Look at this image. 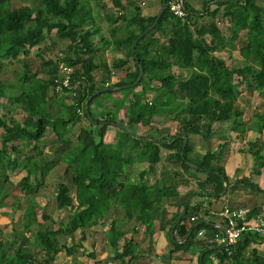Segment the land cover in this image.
I'll return each mask as SVG.
<instances>
[{"label": "trees", "instance_id": "1", "mask_svg": "<svg viewBox=\"0 0 264 264\" xmlns=\"http://www.w3.org/2000/svg\"><path fill=\"white\" fill-rule=\"evenodd\" d=\"M21 1L18 4L16 0H0V71L10 60H19L22 65L17 80L0 81V107L2 99L8 97L25 113L22 121H7L6 115L0 113V128L4 129L0 144V208L19 203L10 197L8 189L9 170L19 167L26 169L20 184L28 200L26 210L40 207L37 189L58 164V159L47 160L40 153L48 129L58 142L67 145L60 160L71 170L75 189L60 181L52 194L55 208L68 211L65 219L42 212V220L21 228L12 225L8 235L0 222V264H57L59 252L69 256L85 248L93 227L104 222L112 208L126 213L122 219H113L106 232L112 259L120 264H151L148 252L135 253L134 232L144 226L149 237L146 249L153 250L156 221L162 217L164 202L180 195L181 187L195 181L199 190L219 200L225 183H242L264 197V186L251 176L260 178L264 168V106H255L252 118L246 119L244 107L237 104L240 81L248 93L264 96L262 0H203L202 7L194 0H185V16L172 14L167 5L157 22L163 0L156 2L155 13L145 11L142 0ZM91 1L102 7L110 1L115 8L105 14L107 23L113 26H109L112 36L116 37L120 28L125 29V34L114 38L113 44L124 54L113 59L111 65L103 58L97 60L99 51L112 42L101 34L103 27L94 24ZM155 22L139 39L133 53L138 36ZM65 40L67 43L56 52V58L39 55L47 77L33 70L32 48L48 43L47 49L55 52L57 44ZM236 41L240 56L228 63L220 52L233 51ZM61 64L74 69L69 85L63 84ZM113 69L125 70V77L109 84ZM141 69L144 72L139 78ZM140 85L142 91H136ZM108 86L127 88L131 95L132 101L121 105L125 112L121 119L114 118L112 111L99 117L92 112L93 101L104 90L93 93ZM155 116L177 121V131L166 138L158 136L160 129L153 124ZM82 122L85 124L73 132V127ZM224 122H229L230 132L259 133L248 140L247 149L240 148L241 153L253 158L250 175L231 177L227 173L222 159L232 141L226 136L209 151L196 150L189 143L184 146L183 136L169 142L179 134L212 138ZM112 124L116 142L106 141ZM140 126L153 131L141 133ZM15 140L24 146L9 145ZM29 147L38 155L28 153ZM194 170L205 175H197ZM185 206L186 201L166 220L172 230L178 227L175 223ZM209 209L203 202H189L181 222L198 216L190 227H179L178 233L187 238L185 243L180 244L169 235L174 244L172 252L198 253L199 264H264L263 234L245 232L228 246L199 237L198 231L203 227L219 229L201 217L209 214ZM261 213L264 214V200L250 210L249 216ZM126 222L131 223L127 229L132 232L129 238H125L127 230L122 228ZM92 245L97 247L94 240ZM192 246L195 248L190 250ZM96 252L94 248L89 254L94 256Z\"/></svg>", "mask_w": 264, "mask_h": 264}, {"label": "rangeland", "instance_id": "2", "mask_svg": "<svg viewBox=\"0 0 264 264\" xmlns=\"http://www.w3.org/2000/svg\"><path fill=\"white\" fill-rule=\"evenodd\" d=\"M144 1H145L144 4L142 2L143 6H144V10L148 11L149 9L154 7V1H156V0H144ZM158 1L159 0H157L156 2H158ZM194 1L196 2V5L198 7L203 6V0H194ZM16 2L19 4L22 1L16 0ZM262 2L264 3V0H262ZM91 4L93 6V13L96 16V19H95L96 22L94 24L98 25V26L101 25L103 27V29L105 28L106 30L104 32H101V34L104 35L105 37L110 38L109 40L114 44V40H115L114 38L117 39L118 37H122L125 34L124 28L119 29L118 33L116 34V37L109 36V34H108L109 25L106 22L107 19L105 17V14L109 11L113 12L115 8H113L111 6L110 1H108V3L106 4L105 7H102L98 3L96 4L94 1H91ZM223 29H224V31H228L226 27H224ZM97 38L98 37L96 36V39ZM65 43H67L66 40L58 43L57 46L55 47V52H51L50 50L47 49L48 43H42L41 45L35 46L34 48H32L30 58H32L33 70L39 71L41 76L47 77V74L43 71V69H45V68L41 64L42 61H41V58L39 57V55H42L44 57L50 56V57L56 58V56H57L56 52L59 51V48H63ZM235 45L236 46L233 49V51L226 49V50H223L222 52H220V54L225 59H227L228 63H232L233 60L236 61L240 56L239 50H238L239 46H240L239 42L236 41ZM113 46H111V47L113 48ZM230 54H232V56H230ZM116 55L119 56L121 54H119L117 51ZM20 57H23V53L20 55ZM113 59H115V58H113ZM97 60L100 61L99 58H97ZM109 60L111 62L113 61L111 59H109ZM110 61H108V62H110ZM111 62H110V64H111ZM131 65H133L132 62H131ZM21 67H22V65H21V62L19 60L15 59L13 61H11V60L7 61L5 63V68L0 71V81L7 80V79L12 80V81L17 80V72L20 70ZM123 71H125V70H123ZM97 73L101 74L98 71H97ZM115 75H117V76H115L116 78H120L118 76V74H115ZM239 79L240 78H238V80ZM237 84L239 85L238 94H237V104H238V106L240 105V106L244 107L245 118L251 119L253 116V111L255 109V106H257L259 104H262V106H264V96H257L252 91H250L252 93H248V91L245 90L244 82L240 81V82H237ZM140 86L138 88H136V91L138 89H141V91H142V85H140ZM16 91H20V89L17 88ZM116 92L120 93L122 96L121 97L116 96ZM2 100L4 101V103H3V106L0 107V113H3L6 115L7 121H11L12 118L22 121L23 117L25 116V113L21 109H19L18 106H15L8 99V97L3 98ZM125 101H127V102H125ZM130 101H132V98H131V95L128 93L127 88H122L120 86V88L113 93L110 92L109 90H105V91H103V93L101 95L96 97L95 100L93 101V103L91 105L92 106V112H93L94 116H96V117H99L102 114H106V113L108 114L111 111L114 113V118H116L117 116L123 117V116H125V112H124V108L121 105L122 104L126 105ZM117 123L119 126H122V127L124 126L120 122H117ZM82 124H85V122L80 123L79 126L73 127V132H77V130L80 128V126ZM153 124L160 129V132L157 133L158 136H162L163 133H165V132L167 134L171 135L172 133H175L177 131V127H178L177 121H170V120H168L162 116H155V118L153 119ZM221 125H222L223 129L226 128V130L224 131V133H227L226 137H229V139L232 141V142H230L229 154H231V156H230L229 160H233V159H235V157L240 158L238 160L239 161L238 165H240V168H237L235 173L241 174L242 172H245V171L246 172L249 171V173H250L252 168H253V158L251 156H249L250 154H248V153H246V155H244L245 154L244 152L241 153L240 148L242 147V148L247 149L248 140L256 138L259 133L256 131H249L248 133H245L242 135V134H239L237 132H230L229 122H224ZM139 129H140L141 133L142 132L147 133V132L153 131V129H149L148 127H143V126H140ZM115 133H116L115 124H112L108 127V131L106 134V141L113 142L116 139ZM3 134H4V129L0 128V144H1ZM230 135H233V136L230 137ZM200 136H202V135L200 134ZM202 137H204V136H202ZM204 138H206V137H204ZM9 145L24 146V143L20 140H15V141L9 142ZM41 146H42L41 147L42 150L40 151V153H42L44 158L47 160L58 159V164L55 165L50 170L46 180L37 189V192L35 195H36L37 200L40 203V207H35L31 211H28V209L26 210V208L28 207L27 196L23 193V191L21 190V187H20L22 178L26 174V169H24L23 167H19L16 170H9V177L11 179V182H10V185H8V187H9L8 189L12 193V195L10 197H14L16 200H19V203H18V205H15V206L11 205V206H6V207L0 208V222L4 226L7 235L9 234V231L11 230L12 225H14L18 228H21V227H24L26 225H33L39 219L42 220V216H41L42 212L51 213L52 215H54L55 217H57L59 219H65L67 214H68L67 210L62 211L60 209L55 208V206H54V204L56 205L55 197H52V194L55 192L56 184L60 181H64V182L69 183L72 190L75 189V186L72 184V172H71V170L67 169V166H66L67 164H65L62 160H60L61 159V153L66 149L67 145L65 146L62 143L58 142L55 139V136L52 133V130L48 129L46 131L45 138L41 141ZM228 148H229V146H228ZM26 151L28 153H34L35 155H38V152L32 150L30 147L27 148ZM14 154H16V153H14ZM160 166H161V164H159V167ZM194 171H197V170H194ZM251 176L253 179L254 178H256V180L259 179V183L264 186V168H263L262 174L260 175V178L258 177V175H251ZM39 178L36 180L39 181ZM112 209H113V211H115L114 208H112ZM116 212L117 213L114 214L115 216L112 215V217L114 216L113 219H115L116 217H119L122 219L126 216L125 211H123L121 209L116 210ZM109 219L111 220V222L113 221L112 218H109ZM106 222H108V220ZM110 225H111L110 222L107 223V225L104 224V222H101L100 225L93 227V233L84 242L85 248L79 249L76 254L69 255V256L66 255L65 252H59L57 255L56 261L59 259L60 262L62 261V262L67 263V264H76V262L74 260L72 263L70 259L73 258L77 254L81 255V256H85L86 257L85 259L88 260V258H90V257L87 254L91 250H93L94 248L95 249L97 248V250L100 252V254L102 253L101 255H105V253H106L105 252L106 251L105 246H108V249L111 251V245L107 242V235H106V232L109 229ZM130 232L131 231H128L129 234H130ZM7 237L8 236H6V238ZM0 238H1V235H0ZM142 239H143L142 243L145 242L144 246L147 248L148 241H149L148 234L146 236H144V238H142ZM93 240L97 243V247L92 245ZM123 240H122V243H123ZM9 246L11 247V244H9ZM145 247H144L143 251L148 252L147 254L150 255L153 259V261L151 260V264H154L153 263L154 259H155L154 254L156 253L155 248L153 250H147ZM194 248L195 247L192 246L190 248V250L194 249ZM92 261H94V260H92Z\"/></svg>", "mask_w": 264, "mask_h": 264}, {"label": "crops", "instance_id": "3", "mask_svg": "<svg viewBox=\"0 0 264 264\" xmlns=\"http://www.w3.org/2000/svg\"><path fill=\"white\" fill-rule=\"evenodd\" d=\"M144 3H145V1L143 0V4ZM156 5H157V3H156V1H154V7L149 9L148 12L149 13H155L156 8H157ZM108 25L112 26L109 23H108ZM100 27H102V26L100 25ZM103 30L105 31L106 29L104 28ZM108 31H109L108 32L109 36H112L110 29ZM112 44L109 45L108 47H105V49H101V51H99V53H98V58H103V59H105V61L108 62V61H110L109 59L113 60V58H117V57L122 56L124 54L123 50H117L116 48H114V46ZM111 46H113V48ZM117 51L121 55L117 56L116 55ZM110 62H108L109 65H111ZM98 72L101 73V68L98 69ZM125 73H126V71H123L122 69H117V70L113 69L112 73H111V78L109 80V84L110 83L114 84L115 82H117V80L119 81V80L123 79L125 77ZM115 74H118V76L120 78H116L115 76H117V75H115ZM106 75H107V72H106ZM119 88H120V86H108L107 89H104V88H102V89H104V91H105L108 89L118 90ZM116 96L121 97L122 95L120 93L116 92ZM125 102H127V101H125ZM118 118L121 119L123 117L119 116ZM221 124L222 123H220V126L222 127ZM225 130H226V128L225 129L222 128V129L218 130L216 132V136H214L212 138H204V137L200 136V134H192L188 138V143L190 146H192L196 150L209 151L212 148H214L215 146H217L219 144V142H221L223 136L227 135V133H224ZM163 135L161 137L166 138L170 134H167L165 132V133H163ZM227 138L230 141L229 137H227ZM113 142H116V139ZM228 146H229V148H228ZM229 150H230V143L227 145L226 152H225L224 157L222 159V163L225 165L227 173L231 177H241L243 175H250L249 171L242 172L241 174L235 173L236 169L240 168V165H238V162H239L238 160L240 158L235 157V159L229 160L230 156H231V154H229ZM194 172L200 176L205 175V173H203V172H198V171H194ZM253 180L255 181L256 178H254ZM257 180H259V179H257ZM225 185H227V189H226V191L223 190V192L221 193V198L219 200H215L212 198L213 196L210 197V195H208L207 193L199 190L198 185L196 184L195 181H192L191 184L188 186L181 187L179 189L180 195L174 196V197H169L165 200L162 217L160 220L156 221L157 235H156V239H155L156 242H155V247H154L156 250V253L154 252L155 253L154 254L155 259L153 262L154 264H199L198 263V256H199L198 253L193 255V254H191V252L189 253V251H184V250H177L175 252H172V249L174 248V244L169 239V235L171 236V238L175 236L176 242H178L180 244L185 243L187 238H184L182 236V234H179L180 233L179 227L182 224H184L186 227H190L193 224V220L187 216H186L187 218H185V220H183L181 222L182 217H184L186 214V210H187V207H188V204L190 201L193 204H195L197 202H203L205 206L209 207L210 208L209 214H207L205 216L201 215V217H203V219H205L209 222H213L215 225H218V224H220L221 219L217 215H214V213H212V211L221 209V208H223L224 205H230L232 207H239V208L245 207V208H249L251 210L253 207L260 205L262 203V201L264 200V197H262V196L260 197L259 193L256 190L251 189L250 187H247L242 183L231 184L230 186H228V184L225 183ZM224 189H225V186H224ZM184 201H186V206L184 207L183 212L178 217V219L176 220V223H175V226L178 224V227L175 228V230H172L171 229L172 224L167 223L166 220L170 219L180 209L179 206ZM114 209H115V211H113V209H110L108 217L104 219V224L107 225V223H109V222L112 224V222L109 218H112V220H113V217L115 216L114 214H116L117 213L116 210H118L116 208H114ZM201 213H204V212L202 211ZM112 215H114V216L112 217ZM197 216L198 215H196V217ZM105 220L106 221L108 220V222H106ZM162 223L163 224L165 223V226L161 227ZM198 223H196V225ZM130 226H131V223L126 222L122 225V228L127 230V229H129ZM219 226L222 227V225H219ZM110 227H111V225L109 226V228ZM128 231H131V230H127L125 238H129L132 235V233L130 232V234H131L130 235L128 233ZM146 235L147 234L145 233V228L143 226L134 232V236H135L136 241H137V243L135 245V250H136L135 253L136 254H140L141 252H144L143 250L145 247L144 246L145 242L142 243V240H143L142 238H144V236H146ZM105 248H106L105 249L106 250L105 255H101L102 253L100 254V252L96 248L95 249V250H97L96 255L90 256L89 253L87 254L90 257V258H88V260L85 259L86 258L85 256H81L78 254L75 255L70 260L72 263L74 260L76 262V264H120L119 262H117V261L115 262L112 259V257H111L112 251H110L108 249V246H105ZM212 248L213 247H211L210 249H212ZM213 257L215 258V260L217 262H219V260L217 259L215 254H213ZM92 260H94V261H92ZM152 261H153V259H152ZM56 263L57 264H63L64 262H62V261L60 262V260L58 259L56 261ZM64 264H67V263H64Z\"/></svg>", "mask_w": 264, "mask_h": 264}, {"label": "built area", "instance_id": "4", "mask_svg": "<svg viewBox=\"0 0 264 264\" xmlns=\"http://www.w3.org/2000/svg\"><path fill=\"white\" fill-rule=\"evenodd\" d=\"M168 6L172 14L183 17L187 14L185 0H168ZM73 67L61 64L60 71L64 75L63 84L69 85ZM220 217V224L215 225L219 229L203 227L198 231V236L207 239L218 246H228L236 243L245 232H253L264 235V214L249 216V208L232 207L224 205L223 208L212 211ZM197 217L193 216L192 220ZM219 225H222L220 227Z\"/></svg>", "mask_w": 264, "mask_h": 264}, {"label": "water", "instance_id": "5", "mask_svg": "<svg viewBox=\"0 0 264 264\" xmlns=\"http://www.w3.org/2000/svg\"><path fill=\"white\" fill-rule=\"evenodd\" d=\"M167 5H168V0H163V2H162V5H161V7H160V10H159V12H158V16H157V19H156V22L160 19V17H161V15L163 14V12H164V10L167 8ZM156 22L154 23V24H152V25H150V26H148L139 36H138V38L136 39V41H135V43H134V45H133V48H132V52L134 53L135 52V47H136V44H137V42L139 41V39L144 35V34H146L149 30H151L154 26H155V24H156ZM143 69H141V73H140V77L139 78H141L142 77V75H143ZM104 89H100V90H97V91H95L94 93H93V95H95V94H97L98 92H100V91H103ZM92 95V96H93ZM91 96V97H92ZM118 124V123H117ZM124 126V128H126L127 130H129L130 132H133L134 133V131L132 130V129H130L127 125H125V124H123ZM137 136H141V135H138V134H136ZM180 136H183L184 137V146L188 143V135L187 134H179V135H177V136H175L171 141H169L170 143H172L175 139H177L178 137H180ZM156 139V138H155ZM156 140H158V139H156ZM191 165H193V166H195V167H198L197 165H195V164H193V163H191ZM226 189H227V185H225V189H224V191H226Z\"/></svg>", "mask_w": 264, "mask_h": 264}]
</instances>
